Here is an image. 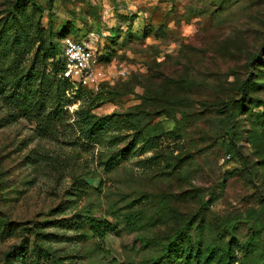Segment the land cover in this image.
I'll return each instance as SVG.
<instances>
[{"label": "rangeland", "instance_id": "374dc122", "mask_svg": "<svg viewBox=\"0 0 264 264\" xmlns=\"http://www.w3.org/2000/svg\"><path fill=\"white\" fill-rule=\"evenodd\" d=\"M33 2L0 0V264H228L236 243L235 264H264V0ZM19 3L46 39L103 58L99 90L73 83L49 136L8 122L13 63L25 73L39 46L34 27L17 43ZM83 109L117 124L90 142ZM88 218L117 230L100 241Z\"/></svg>", "mask_w": 264, "mask_h": 264}, {"label": "trees", "instance_id": "16d2710c", "mask_svg": "<svg viewBox=\"0 0 264 264\" xmlns=\"http://www.w3.org/2000/svg\"><path fill=\"white\" fill-rule=\"evenodd\" d=\"M28 1L32 2V4L36 6V3L33 2L34 0ZM26 5V3H19L13 6V11H15V13L11 17V23L17 24L19 21V32L24 36V39H20L17 43L20 44L22 42H29V38L31 36L30 28L32 29L34 27L35 33L39 38V46L36 49L34 59L30 67L26 70L25 73L19 74L20 65H15L17 60H15L13 63V70L15 71L14 87L6 99L9 103H11L10 108L14 109V114L18 115H10L8 122H13L17 118L22 116L28 119H34L37 126L36 130L38 131V134L40 136H49L59 128V125H61L62 122L68 119L69 113L68 110L65 109V106L68 102H72V100L66 98L65 92L70 88H73L75 85L69 79L60 76L61 74H63L65 69V62L63 59H60L62 53L61 40H54L53 36L46 39L45 29L41 27L40 22L38 21L35 23V25H33V23L30 21L28 13L26 11ZM61 36H63L62 38H64L67 35H63L61 33ZM18 38H21L20 34ZM48 59H53V61L50 63L52 66V72H47ZM102 59L103 58L99 55L100 63L103 61ZM110 60L111 59H109V61ZM51 76L52 84H58V93L56 100L53 102L54 104L52 105V107H48V102L51 95L50 92L47 93L45 91L46 89H43V85L45 82L49 81L48 78ZM60 85H62L63 87L62 92ZM80 86L84 87L82 85ZM89 91L90 93L94 94L92 90ZM80 115L83 117L84 122V127L82 128V130L84 132L85 137L90 142H100L106 135V132L110 129V126L112 124H117V116L115 114L98 116L92 113L91 110L83 109ZM123 117L124 121L127 123V126H131L133 123L132 119L127 118L124 115ZM155 139L156 138H147L146 135H144L141 131H137L135 135V141H142L145 145L148 146V148L153 147L152 145L150 146V144L153 143ZM128 149L131 151V149L133 148L129 147ZM104 164L107 170L110 171L119 164V160L111 158ZM75 222L79 223L78 221ZM85 224L89 226V229L91 230L92 234L96 236L100 241H104L105 237L109 233L117 230L115 226H113L109 221L106 220L88 218ZM45 235L47 234L44 233V236ZM237 246L238 243H236V245L231 244L229 246L228 264H235L238 261V257L236 256ZM23 251H27L26 246H24ZM114 264L125 263L114 261Z\"/></svg>", "mask_w": 264, "mask_h": 264}, {"label": "built area", "instance_id": "2783aa9c", "mask_svg": "<svg viewBox=\"0 0 264 264\" xmlns=\"http://www.w3.org/2000/svg\"><path fill=\"white\" fill-rule=\"evenodd\" d=\"M62 57L65 69L61 77L90 88L93 92L99 90V56L85 40L74 36L65 37L62 41Z\"/></svg>", "mask_w": 264, "mask_h": 264}]
</instances>
